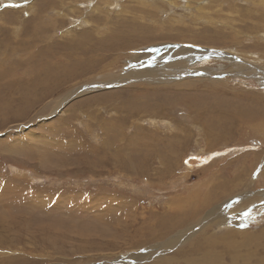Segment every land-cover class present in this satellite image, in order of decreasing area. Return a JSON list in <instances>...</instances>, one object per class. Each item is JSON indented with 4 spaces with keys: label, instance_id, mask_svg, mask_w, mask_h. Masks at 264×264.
I'll return each mask as SVG.
<instances>
[{
    "label": "rangeland",
    "instance_id": "obj_1",
    "mask_svg": "<svg viewBox=\"0 0 264 264\" xmlns=\"http://www.w3.org/2000/svg\"><path fill=\"white\" fill-rule=\"evenodd\" d=\"M78 50L94 58L39 103L40 54ZM146 53L193 84L149 79ZM257 73L264 0H0V264H264ZM208 195L191 224L153 230Z\"/></svg>",
    "mask_w": 264,
    "mask_h": 264
},
{
    "label": "bare ground",
    "instance_id": "obj_2",
    "mask_svg": "<svg viewBox=\"0 0 264 264\" xmlns=\"http://www.w3.org/2000/svg\"><path fill=\"white\" fill-rule=\"evenodd\" d=\"M61 2V1H60ZM146 2V1H145ZM54 4V3H53ZM55 4H57V3H55ZM59 5V4H58ZM87 33V32H86ZM86 33H84V34H86ZM91 33V32H90ZM113 36H115V35H113ZM110 37V36H109ZM166 37V36H165ZM164 37V38H165ZM163 38V37H162ZM166 38H168V37H166ZM103 39V38H102ZM116 39V38H115ZM114 39V40H115ZM147 39H150V38H147ZM110 40V39H109ZM113 40V39H112ZM104 41V40H103ZM105 42V41H104ZM107 42V41H106ZM114 42V41H113ZM111 43V42H110ZM109 43V44H110ZM90 43L87 41V43H86V46H89V47H91V48H93L94 49V47L96 46L95 44H90ZM126 44V43H125ZM128 44V43H127ZM124 45V44H123ZM48 46V45H47ZM98 46H99V44H98ZM125 46V45H124ZM114 48H116V47H114V46H111V45H104V46H102V47H98L97 49H94V50H99L100 52H104L105 54H107L106 56H108L109 58H111L112 56H113V51H114ZM118 48V47H117ZM116 48V49H117ZM42 52V51H41ZM47 52V51H46ZM153 52V51H152ZM151 52V53H152ZM156 52V51H155ZM46 54H48V53H46ZM139 54V53H138ZM40 56L42 57V61L40 62V67H41V69L44 71V73H43V80L41 79V77H40V80L38 79V77H36V81H34V82H32V85H30V87H32V88H35V90H36V88L37 87H42L41 86V84L44 82V80L48 83V85H50V84H52L53 83V85H54V89L53 90H48V89H46L45 91H41L39 94H40V98H39V103L40 102H42L43 101V99H45V98H47V97H49L50 95H52V94H54V92H56L57 90H60V89H62V87H64V85L65 84H68V82H69V80L72 78V77H74V76H80L81 74H82V72H80L78 69H76V68H78V67H80L81 66V64H82V62L83 61H90V60H92L93 58H94V56L92 55V54H87V55H85L84 57H81V53H80V51L78 50V51H76V52H74L73 54H71V55H69V56H54L53 58H51V59H48V60H45L43 57H44V54L42 53V54H40ZM158 56V55H157ZM157 56H155V54L153 53V54H150V53H146V54H143L142 55V57H143V61H141V62H139L138 60V62H139V64L141 65L140 66V68H146L145 70H147V71H145V76H147L149 79H157L159 82H160V84H162V85H168V86H166V87H170V86H172V87H182V88H184L186 85H190V84H193V81H189V80H186V81H181L180 79H177V78H175V80H177V81H175L174 83H173V78H174V76H176V75H178V73H180L179 72V70L176 68V71H174L175 73L173 74V76H172V74H170L171 72H168L169 70L166 68L165 70H161V72L159 71H155V69L157 68L158 69V65H156V62H157ZM166 56H168V55H166ZM50 57V56H49ZM163 57V56H162ZM170 57V56H169ZM127 58V57H126ZM145 58V59H144ZM44 59V60H43ZM69 60V61H67V64H65V65H63L61 62H63V61H65V60ZM117 60V59H116ZM147 61V63H146V61ZM115 62V61H114ZM162 62V61H161ZM174 62V61H173ZM184 62V61H183ZM142 63H146V64H142ZM165 63V62H164ZM178 63V62H177ZM181 65V64H180ZM136 66H137V64H136ZM168 66V65H167ZM39 67V66H38ZM138 67H139V65H138ZM174 67V66H173ZM162 68V67H161ZM182 68V67H181ZM129 69V68H128ZM129 71V70H128ZM182 71V70H181ZM241 71H245L246 73H245V75H241V74H238V75H240L239 77H241V78H243V79H245V78H251V79H253L254 80V77L253 76H251L250 74H251V72H248L247 70H241ZM183 72H186V71H183ZM189 71L187 70V72L186 73H188ZM29 73H30V70H29ZM36 73V72H35ZM38 74H40V73H38ZM42 74V73H41ZM131 74V73H130ZM263 75V73H260V75L257 73V79H256V81L257 82H259L260 80L262 81L263 80V78L261 77L262 75ZM125 75V74H124ZM237 75V74H236ZM127 76H129V75H127ZM254 76H255V73H254ZM170 77V78H169ZM4 78V77H3ZM124 78V77H123ZM128 80H129V78H128ZM168 80H170V81H168ZM197 80V79H196ZM18 81V80H17ZM132 81H133V79H132ZM153 81V80H152ZM264 81V80H263ZM16 82V81H15ZM45 82V83H46ZM139 82V81H138ZM200 82V81H199ZM140 83V82H139ZM134 84V83H133ZM48 85H44V87H47ZM137 85V83L135 84V86ZM15 86V85H14ZM20 86V85H19ZM139 86H140V84H139ZM184 86V87H183ZM192 86V85H191ZM51 87V86H50ZM131 88H132V86H130ZM1 88H3V87H1ZM31 88V89H32ZM129 88V87H128ZM130 88V89H131ZM23 89V88H22ZM40 89V88H39ZM79 89V88H78ZM81 89H84V88H81ZM135 89H137V88H135ZM174 89H177V88H174ZM15 90V89H14ZM17 90V89H16ZM63 90V89H62ZM80 90V89H79ZM132 90V89H131ZM141 90H143V89H141L140 88V90L139 91H141ZM9 91V90H8ZM34 91V90H33ZM40 91V90H39ZM125 91H127V90H125ZM37 92V91H36ZM129 92H131V91H129ZM24 93H26V92H24ZM32 93V92H31ZM126 93V92H125ZM124 93V94H125ZM137 93H138V91H137ZM17 94V93H16ZM25 95V94H24ZM35 95V94H34ZM21 96H22V94H21ZM120 98H122V97H120ZM20 99V98H19ZM24 99V98H23ZM5 102V101H4ZM3 102V103H4ZM6 103V102H5ZM32 103H33V101H32ZM34 104V103H33ZM138 104H140L142 107L144 106V104H145V101H143V102H140V103H138ZM35 105V104H34ZM123 106L120 108V111H117V113L119 114V116L121 117L123 114H128V116L126 115V117H135V115H134V112L135 111H133V110H131L130 112H127V108H130V103H129V105H126V103L124 102L123 104H122ZM6 106V105H5ZM1 107V106H0ZM145 107V106H144ZM146 108V107H145ZM161 108V107H160ZM162 108H163V106H162ZM131 109V108H130ZM164 109H166V108H163L162 110V112H165V110ZM116 110V109H115ZM119 110V109H118ZM123 116H125V115H123ZM116 118V119H118V121L120 122V124H122V120H119V119H121V118ZM172 141V140H171ZM145 145H147V144H145ZM143 146V145H142ZM169 146H171V145H169ZM141 149H143V148H141ZM171 150V149H170ZM168 152H169V149H168ZM167 152V153H168ZM175 153H176V151H175ZM207 199H203L202 201H197L196 200V206L193 208V209H190V210H188V211H178L176 208H173V209H169V211L166 213V214H164L162 217H160L161 218V222H159L157 219H156V217H158L157 215H152V216H150V220L152 221V222H154L155 224H156V226L154 225V224H152V226H153V230H155L156 228L155 227H161V228H165L164 230L167 232V230L171 233V232H175V230H173L175 227H176V225H178V226H182V225H184L185 223H190L191 221H190V219L192 218V219H196V218H198L199 217V215L203 212V211H205L204 209L207 207V205H209V203H210V201H213V199H211V197L208 195L207 197H206ZM195 200V199H194ZM180 202H183V201H181V200H178V201H176V203H180ZM211 206V205H210ZM209 207V206H208ZM218 210V209H217ZM222 215V211L221 212H216V213H213V212H211L209 215H208V218H212L213 219V217L215 218L214 220H218L219 222H221L220 220V216ZM204 216V215H203ZM226 216V215H225ZM224 215L222 216V217H224V219L222 220V221H224V220H226V221H224L225 223H228L227 222V220L228 219H226V217H225ZM201 217V216H200ZM206 217V216H205ZM159 218V217H158ZM201 219V218H200ZM203 220V219H202ZM210 220V219H209ZM232 220V219H231ZM193 221H195V220H193ZM198 221H199V219H198ZM136 222V221H135ZM201 223V222H200ZM213 223H214V221H213ZM191 224V223H190ZM193 224H195V223H193ZM166 228H169V229H167L166 230ZM144 229V228H143ZM138 230V229H137ZM147 230V229H146ZM157 231V230H156ZM186 235V234H185ZM174 237L175 238H173L170 242H169V244L170 245H172V244H174V243H176V241L178 242V240H179V235H177V236H175L174 235ZM151 238V237H150ZM210 239V238H209ZM206 241H212L211 239L210 240H207V238H206ZM146 242V241H145ZM202 246V245H201ZM198 247H200V246H198ZM197 248V247H196ZM198 249V248H197ZM217 249V248H216ZM199 251V250H198ZM184 255H185V253H184ZM190 255H192V254H190ZM194 255V254H193ZM185 258V257H184ZM187 258V257H186ZM189 260V259H188ZM187 260V261H188ZM184 261V260H183ZM190 261V260H189ZM222 262H223V260H222Z\"/></svg>",
    "mask_w": 264,
    "mask_h": 264
}]
</instances>
